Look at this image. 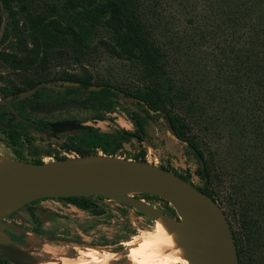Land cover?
Instances as JSON below:
<instances>
[{
    "label": "trees",
    "instance_id": "obj_1",
    "mask_svg": "<svg viewBox=\"0 0 264 264\" xmlns=\"http://www.w3.org/2000/svg\"><path fill=\"white\" fill-rule=\"evenodd\" d=\"M0 9L6 14L5 19L0 12V30L4 26L0 42L6 43L0 58L14 72V77L1 86L3 94L17 97L40 83L51 82L55 77L53 70L84 67L95 56L122 61L132 71V79L108 85L107 81H92L86 76H66L80 86L68 88L64 96L79 95L85 88L88 96L83 103L95 110V119L104 120L123 94L137 105L129 108L136 129L106 133L89 125L84 134L71 137L63 147L80 155L102 152L120 156L125 141L134 137L142 141L148 123L165 118L177 138L187 143L198 164L195 174L203 185H197L190 172L160 166L190 181L224 208L241 264H264V0H221L217 10H210V15L215 11L220 14L221 21L214 33L223 37V60L218 67L228 85L226 92L230 98L246 100L248 117L255 120L252 125L257 136L250 139V150L243 155L240 166L233 161L238 158L234 149L241 147L236 138L231 137L218 151L211 149V144L200 135L208 127L202 128V132L197 128L208 122L207 105L190 85L175 78L170 50L155 37L141 11V0H0ZM196 21L197 16L189 17L191 25ZM93 85L105 86L95 89ZM47 91L56 90L43 87L34 99ZM33 104L24 98L14 106L24 117V111ZM33 126L16 122L15 128L7 131L10 145L31 141ZM63 158L66 156L59 159ZM127 158L147 161L144 154ZM32 162L44 161L38 158ZM94 198L105 197L63 199L88 209ZM35 202L22 207L40 223L36 211L41 206Z\"/></svg>",
    "mask_w": 264,
    "mask_h": 264
},
{
    "label": "rangeland",
    "instance_id": "obj_2",
    "mask_svg": "<svg viewBox=\"0 0 264 264\" xmlns=\"http://www.w3.org/2000/svg\"><path fill=\"white\" fill-rule=\"evenodd\" d=\"M214 1L215 3L212 0H141V11L150 22L157 40L169 48L175 78L190 85L194 94L207 105V123L210 124L197 125L199 131L208 126L206 132L203 131L205 133L200 135L211 144V149L218 148V151L223 143L227 145L231 137L236 138L241 147L234 149L238 158L233 161L236 166H240L243 155L250 150V139L257 136L253 126L255 120L248 117L246 100L239 97L230 98L226 92L228 85L224 84L223 71L218 67L219 62L223 60L220 54L223 37L214 33L221 21L220 14L215 11L210 15L211 8L217 10L221 0ZM0 12L6 19L2 9ZM192 16H197L198 19L194 25L189 23V17ZM3 28L4 26L0 30V37ZM5 44L0 42V51L4 49ZM52 74L55 76L53 85L56 87L80 85L66 76L81 75L91 78L92 81L103 80L110 84L128 81L133 76L132 71L122 61L105 55L95 56L91 63L84 67L57 68ZM13 77L12 69L0 58V86ZM53 96L52 100H60L63 97L57 93H53ZM135 106L137 105L133 99L120 94L115 109L105 114V120H95L93 117L96 112L82 106H69L50 113L33 112L31 119H55L69 115L104 132L116 133L123 129L134 131L136 128L130 118L129 108ZM218 117H221V120H218ZM71 137V133L56 134L33 130L31 141L12 147L8 136L0 130V153L12 162H32L38 158L49 162L52 161L48 158L49 154L62 158L64 152H68V158L75 157L80 155L77 151L63 147ZM143 138L140 141L134 137L125 142L120 156L141 157L144 154L148 162L169 165L180 172H190L193 181L197 185H203L195 174L198 164L189 153L187 143L177 138L165 118L150 121ZM144 194L146 193L135 195L154 210L181 219L167 199ZM90 202L88 209H82L68 199H39L35 204L41 206L36 211L40 223L22 207L3 216L4 220L21 231L22 235L15 236L0 228V236L27 251L32 257V264H64L67 258H77L81 249L119 251L139 245L156 234L157 222L154 221L155 216L152 213H143L112 198H94ZM0 264L16 263L0 250Z\"/></svg>",
    "mask_w": 264,
    "mask_h": 264
},
{
    "label": "water",
    "instance_id": "obj_3",
    "mask_svg": "<svg viewBox=\"0 0 264 264\" xmlns=\"http://www.w3.org/2000/svg\"><path fill=\"white\" fill-rule=\"evenodd\" d=\"M43 82L22 93H35ZM92 88L100 87L93 85ZM76 102L47 105L40 109H59ZM152 113L154 111L152 110ZM3 126H8L0 122ZM53 131L62 133L83 128L76 120L53 122ZM137 190V192H127ZM162 196L173 204L188 224L190 242L195 252L194 264H241L232 228L224 208L209 194L190 181L160 165L113 154H87L49 162H12L0 168V210L23 206L43 198L102 196L116 199L155 217L167 216L149 207L135 194ZM0 218V228L20 236L21 231ZM0 250L16 264H32L31 255L0 236Z\"/></svg>",
    "mask_w": 264,
    "mask_h": 264
},
{
    "label": "bare ground",
    "instance_id": "obj_4",
    "mask_svg": "<svg viewBox=\"0 0 264 264\" xmlns=\"http://www.w3.org/2000/svg\"><path fill=\"white\" fill-rule=\"evenodd\" d=\"M10 164L12 161L0 153V168ZM21 207L14 205L0 210V218ZM154 221L157 222L156 234L139 245L119 251L81 249L77 258H67L64 264H194L195 252L186 246L190 242L186 221L168 215L155 217Z\"/></svg>",
    "mask_w": 264,
    "mask_h": 264
},
{
    "label": "flooded vegetation",
    "instance_id": "obj_5",
    "mask_svg": "<svg viewBox=\"0 0 264 264\" xmlns=\"http://www.w3.org/2000/svg\"><path fill=\"white\" fill-rule=\"evenodd\" d=\"M53 82H54L53 80L51 82H47V83H52L51 86H46L45 85V86L39 87L35 93H32V94H30L28 96H25V97H22V94L18 95L17 97L15 95H13V94H7V95L3 94L2 91H1V86H5L7 84V82L5 84H2L0 86V94H1L0 107L2 106L3 109L0 110V122H4L8 126H3L2 124H0V130L8 136L7 131L12 130L13 128H15V123L16 122H23L24 126H26V125H34L32 127L34 130L41 131V132L50 131L52 133H55L53 131V128H52V125H51L53 122L62 121V120H76L79 124L83 125L84 127L80 128V129L72 130V131H65V132H62V133H71L72 137H77L79 135L84 134L83 133L84 130L87 129V126H89V125H85L83 122L80 121V119H78L77 117H74V116L63 115V116H60V117L55 118V119L47 118V117H41V118H38L36 120L31 119V114L33 112L50 113V112H53L55 110H60V109H64V108L69 107V106H67V107H63V108H59V109H40V108H43V107H45L47 105L49 106V105L60 104V103L72 101V102H76L77 103V104H75L73 106H82V107L88 108L83 103V99H85V97L88 96V94L86 93L85 88L81 89V93L79 95L68 94V95L64 96L65 92L68 91V88L77 87V86H68V87L59 86V87H56V85H53ZM108 85H111V84L108 83ZM104 86L105 85H102L100 87H104ZM43 87H47L49 89H55L56 91L44 92V93L40 94L37 99H34L35 94H37V92ZM57 91H62L64 93H59ZM53 93L61 94V95H63V97L60 100H52V98L54 97ZM24 98H29L31 101L34 102V104L28 106V108L24 111L26 116L23 117V116L20 115L21 112H19L15 108L14 103H17L19 101V99H24ZM2 99H4V100H2ZM4 108H9V110H6ZM88 109L94 110L92 108H88ZM95 116H96V114H95ZM95 120H100V119H95ZM47 127H49L50 129H48ZM100 131L104 132L101 129H100ZM72 132H75V134H72ZM106 133H113V132H106ZM56 134H61V133H56ZM8 139H9V136H8ZM125 142H127V141H125ZM66 153L67 154H65V152H64L63 155L66 156V158H68L67 156H70V155L68 154V152H66ZM48 158L51 159V160L58 159V157H53V155H51V154H49ZM58 198H60V197H58Z\"/></svg>",
    "mask_w": 264,
    "mask_h": 264
},
{
    "label": "built area",
    "instance_id": "obj_6",
    "mask_svg": "<svg viewBox=\"0 0 264 264\" xmlns=\"http://www.w3.org/2000/svg\"><path fill=\"white\" fill-rule=\"evenodd\" d=\"M65 154H67V153L65 152Z\"/></svg>",
    "mask_w": 264,
    "mask_h": 264
}]
</instances>
